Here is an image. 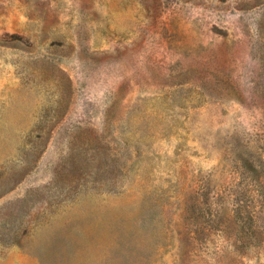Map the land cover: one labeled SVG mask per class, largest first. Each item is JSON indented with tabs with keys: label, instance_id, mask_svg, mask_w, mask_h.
Returning <instances> with one entry per match:
<instances>
[{
	"label": "rangeland",
	"instance_id": "374dc122",
	"mask_svg": "<svg viewBox=\"0 0 264 264\" xmlns=\"http://www.w3.org/2000/svg\"><path fill=\"white\" fill-rule=\"evenodd\" d=\"M0 264H264V0H0Z\"/></svg>",
	"mask_w": 264,
	"mask_h": 264
}]
</instances>
